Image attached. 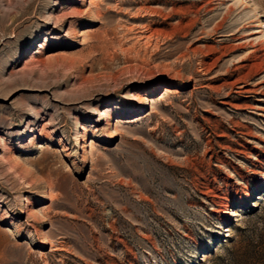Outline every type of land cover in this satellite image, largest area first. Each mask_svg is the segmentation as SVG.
Segmentation results:
<instances>
[{"label": "rangeland", "instance_id": "374dc122", "mask_svg": "<svg viewBox=\"0 0 264 264\" xmlns=\"http://www.w3.org/2000/svg\"><path fill=\"white\" fill-rule=\"evenodd\" d=\"M0 264H264V0H0Z\"/></svg>", "mask_w": 264, "mask_h": 264}]
</instances>
